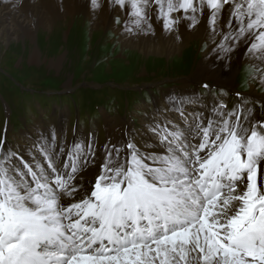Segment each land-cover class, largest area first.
<instances>
[{"label":"snow or ice","instance_id":"6c2138e0","mask_svg":"<svg viewBox=\"0 0 264 264\" xmlns=\"http://www.w3.org/2000/svg\"><path fill=\"white\" fill-rule=\"evenodd\" d=\"M62 2V0H61ZM93 10L103 7L90 0ZM124 31L155 35L205 25V56L243 49L264 83V0H107ZM121 16H116L120 24ZM209 44L215 45L210 47ZM166 100L179 121L153 119L152 139L39 134L21 152L0 140V264H264V119L224 89ZM210 97L209 103L205 99ZM192 105L199 110L186 112ZM92 169L91 178L84 173Z\"/></svg>","mask_w":264,"mask_h":264},{"label":"rangeland","instance_id":"374dc122","mask_svg":"<svg viewBox=\"0 0 264 264\" xmlns=\"http://www.w3.org/2000/svg\"><path fill=\"white\" fill-rule=\"evenodd\" d=\"M124 19L121 16L117 24L115 16L95 26L78 11L56 17L51 26L35 30L31 39L8 36L0 26V140L7 127L5 147L22 152L40 132L50 137L48 133L60 126L61 140L71 144L86 141L91 134L98 152L108 141L124 140L126 131L144 132L149 139L145 126L153 119H167L165 112L172 114L165 102L168 95L183 90L203 93V83L217 86V94L224 89L222 99L229 108L237 101V92L264 102V83L250 78V62H241L230 89L213 79L192 83L209 50L206 41L183 38L182 52L173 57L141 53L121 41L124 34L131 35L124 31ZM254 107L264 119V107Z\"/></svg>","mask_w":264,"mask_h":264},{"label":"bare ground","instance_id":"6f19581e","mask_svg":"<svg viewBox=\"0 0 264 264\" xmlns=\"http://www.w3.org/2000/svg\"><path fill=\"white\" fill-rule=\"evenodd\" d=\"M20 1H22V9L20 8ZM24 1H27L28 3ZM100 2L102 3L103 7L93 10L90 6V0H62V2L61 0H0V26H4L3 30L6 34H8V36H16V39H31L35 30L37 31L39 28H46L48 25L51 26L52 21L56 17H60L62 15H70L78 11L84 12L86 16H88L90 22H92V24L95 26L107 24L108 20H111L112 18L114 19L117 15L123 16L118 9L110 10L107 7V0H100ZM123 18L125 17L123 16ZM154 26L156 28L155 35L124 34L120 37V39L123 41L125 47L136 48L141 51V53H155L159 55L164 53L168 56H171L180 50L182 52L183 46L185 45V40H182L183 38L186 40H191L200 37L203 39V41H206L205 25L203 22L191 30H187L183 25H181L179 29V40L175 39V34L163 32L159 25ZM211 47H215V45ZM242 52L243 49H240L237 51V53L232 55L231 61L228 62V67L230 70L224 67L225 61L216 60L213 56L206 57L204 54L197 65L192 83H201L199 81L203 82L207 79H213L216 85L224 86V88L230 89L232 86L234 73H236L238 67L241 66V62H248L247 64L251 63H249L248 60L242 58ZM197 93L198 92L183 90L182 92H171L168 97L172 95H188ZM165 102L170 108V105L166 99ZM194 110L199 109L192 105L186 106V112H192ZM161 113L162 110H159V115ZM171 113L172 114L169 117L165 112L164 114L166 116H164V118L166 117L167 119L179 121L178 114L173 111H171ZM161 117L163 116H160V118ZM53 131L56 139L61 140L62 126H60L57 131L53 129L48 133V135L51 136ZM137 136H139L138 140L141 141V143L152 139L151 135V138L147 139L148 134L146 136L144 132H141ZM32 144L33 143H29L28 148H30ZM24 150L25 149H23L22 152ZM92 171V169H89L88 172L84 173L85 179L91 178Z\"/></svg>","mask_w":264,"mask_h":264}]
</instances>
